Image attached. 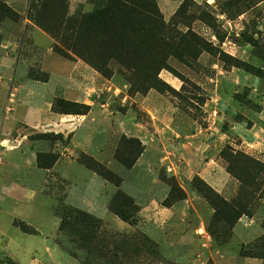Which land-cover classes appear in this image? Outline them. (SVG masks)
I'll return each instance as SVG.
<instances>
[{
    "label": "rangeland",
    "instance_id": "1",
    "mask_svg": "<svg viewBox=\"0 0 264 264\" xmlns=\"http://www.w3.org/2000/svg\"><path fill=\"white\" fill-rule=\"evenodd\" d=\"M97 1L0 0L12 11L0 20L3 69L21 59L30 80L46 83L56 60L79 62L89 110L56 88L52 112L87 116L94 132L84 152L61 132L13 131L11 140L51 148L36 154L50 172L33 224L0 201V264H264V0H148L147 13L115 29L102 72L66 50L68 22ZM34 28L47 49L33 46ZM12 107L6 99L5 113ZM68 161L99 181L97 194L63 176ZM9 225L36 237L15 241L30 256L6 242Z\"/></svg>",
    "mask_w": 264,
    "mask_h": 264
},
{
    "label": "crops",
    "instance_id": "2",
    "mask_svg": "<svg viewBox=\"0 0 264 264\" xmlns=\"http://www.w3.org/2000/svg\"><path fill=\"white\" fill-rule=\"evenodd\" d=\"M84 1L69 0L73 8L78 7ZM34 29L32 33L33 46L47 49L52 44L50 38L37 28ZM42 40L45 45L42 44ZM5 62V59L0 60V143L13 141L16 146L0 150L2 157L0 201L8 205V208L17 210V217L24 222L33 224L32 216L35 210L40 207V198L36 197L35 200V195L41 193L46 174L50 172V170H42L37 167L36 154L40 153L42 149H46L49 153L51 148L41 142L29 141L27 136L19 135L11 140V134L13 131L17 133L22 129L35 131L39 127H43L45 133L55 132L58 134L61 132L66 136L71 135L73 144L86 152L89 147L93 146L94 139V132L86 124L81 123V120L86 119L87 116H78V118L77 116H71V118L58 116L52 112L54 101L52 93L57 88L61 91L64 100L89 106L88 103L91 101L88 96L91 84H89V78L75 74L77 69H83L79 62H71V65H68L56 60L55 64L46 70L48 72L46 83L30 80L23 69L25 62H21V59L18 61L19 64L15 65L12 73H7L3 69ZM83 72H86L85 75H87L86 70ZM6 99L13 104L12 111L8 114L4 111ZM24 140L28 143L21 146ZM43 150L42 152H46ZM66 163L68 166L66 170L62 171L64 177L72 180L77 188L92 187L94 190L90 189L91 194L98 193L96 188H98L99 181L88 169L80 165L76 166L74 161ZM56 165L57 163L51 170H56ZM7 230L3 233L6 242L11 247L13 246L18 254L30 256V247L15 241H27L34 244L36 237L25 236L10 225ZM7 234L13 235L8 236Z\"/></svg>",
    "mask_w": 264,
    "mask_h": 264
},
{
    "label": "trees",
    "instance_id": "3",
    "mask_svg": "<svg viewBox=\"0 0 264 264\" xmlns=\"http://www.w3.org/2000/svg\"><path fill=\"white\" fill-rule=\"evenodd\" d=\"M149 7L148 0H98L90 13L73 18L68 22L66 30H69L71 39L66 45V50L83 58L93 68L102 72L105 60L108 61L110 58L108 54H112L115 47L118 49L117 45H112L116 43L115 29L118 27V30L120 29V32H123L129 26V15H135L136 9H141L142 12L147 13ZM11 13L12 11L0 2V20ZM71 104L82 110H89L88 106ZM86 113H82V115ZM55 159L52 160V163L55 162ZM83 161L89 169L95 171L104 179L113 184L117 183V179L110 171L90 159H84Z\"/></svg>",
    "mask_w": 264,
    "mask_h": 264
}]
</instances>
